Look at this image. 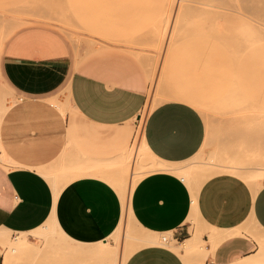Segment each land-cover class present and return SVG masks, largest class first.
I'll return each mask as SVG.
<instances>
[{"label": "crops", "instance_id": "obj_1", "mask_svg": "<svg viewBox=\"0 0 264 264\" xmlns=\"http://www.w3.org/2000/svg\"><path fill=\"white\" fill-rule=\"evenodd\" d=\"M260 3L241 1L247 7ZM20 41L22 35H15L14 54L1 57L14 88L29 96L9 105L0 95V110L7 106L0 118V150L10 162L0 161V231H31L51 218L73 241L65 244L67 248L76 242L93 245L107 240L125 213L120 184L124 176L110 169L124 157L129 163L124 150L133 131L127 123L147 103V68L126 48L98 46L75 61L67 80L55 84V66H62L55 60L64 57L60 46L38 50V56L50 61V72L44 66L41 76L45 77L38 80L36 72L26 73L31 64L23 60ZM259 60L264 63V43L258 53L245 57L242 98L249 103L256 98ZM59 90L76 114L63 113L58 109L60 101L52 104L41 97ZM170 98L147 110L140 142L144 140L159 159L185 163L204 144L206 123L201 112L209 115L210 109L202 95L176 90ZM170 109L182 110L185 120L165 129L162 142H156L154 116ZM244 158H255L258 163L253 155ZM188 173L183 177L175 171L157 170L138 180L127 208L144 230L169 238L164 235L166 244L135 250L124 264H187L171 241L189 238L197 224L204 229L209 249L201 255L204 264H264V213L256 210L264 200V182L255 190L242 175L222 172L203 181L193 195L192 185L204 175L197 178L194 170ZM211 227L228 234L212 249ZM5 252L0 242V264H4Z\"/></svg>", "mask_w": 264, "mask_h": 264}, {"label": "rangeland", "instance_id": "obj_2", "mask_svg": "<svg viewBox=\"0 0 264 264\" xmlns=\"http://www.w3.org/2000/svg\"><path fill=\"white\" fill-rule=\"evenodd\" d=\"M241 1L244 0H0V95L9 105L29 96L14 88L1 59L5 53L7 56L14 54L15 35H22L18 49L26 56L23 60L31 64L26 73L36 72L38 80L45 77L41 76L45 75L41 72L46 70L44 66H48L50 72L49 59L38 56V50L42 52L60 46L64 57L55 60L62 63V66H55L58 68L52 79L55 84L67 80L75 61L95 47H123L141 59L150 77L147 103L141 113L127 123L133 131V139L124 150L128 159L133 158L140 142L147 110L171 99L176 90H182L204 96L210 110L209 115L201 112L206 123V138L201 150L192 160L181 165L198 173L197 178L215 169L212 164H205V167L202 162L199 164L202 158L214 159L217 163L231 161L244 166L264 167L262 60L258 62L254 102L242 98L241 84L245 57L258 53L264 43V0L255 7L243 6ZM41 97L52 104L60 101L61 109H58L63 113L76 114L61 90ZM146 155L144 152L140 156L138 167L143 165L144 158L141 157ZM251 155L258 163L255 158L244 161V157ZM146 158V164L149 160L151 162L148 155ZM0 161L10 163L6 159ZM121 164L124 168L120 169ZM130 164L124 157V161L113 165L110 170L120 172L123 180L128 181L132 171ZM240 175L246 178L245 174ZM259 179L260 183L264 182V172ZM126 220L124 218L116 238L109 236L97 243L108 251L106 256L112 261L110 264L120 263V254L134 245L132 236L138 230L144 235L151 234L139 228L129 217ZM129 226L132 227L129 229ZM8 233L13 240L18 235L10 230ZM129 233L133 234L130 236ZM161 235L169 238L168 234H158ZM135 241L137 244L138 240ZM31 242L41 251L38 256L30 258L11 250L10 244L4 245L12 264H44L49 261L56 264L59 259H68L74 264L80 261L61 247L73 244V241L57 233L31 236ZM114 248L119 255L110 254ZM86 259L79 264H99V259ZM193 263L204 264L203 256L193 257Z\"/></svg>", "mask_w": 264, "mask_h": 264}, {"label": "bare ground", "instance_id": "obj_3", "mask_svg": "<svg viewBox=\"0 0 264 264\" xmlns=\"http://www.w3.org/2000/svg\"><path fill=\"white\" fill-rule=\"evenodd\" d=\"M6 108H7V106H4L1 108L0 118L3 115ZM262 113H264V111ZM141 134H142V132H141ZM140 149H142L143 151H141ZM140 151L142 152V154H144V152H145L152 160H151V162H149L150 160L148 162L146 161L147 162V164H146L144 160L148 159V158H146L147 155L143 156V157H141V159L144 158L141 162L143 165H140L138 167L137 162H139L140 156H142V154L139 153ZM0 158H2V159L5 158V155H4L3 151H1V150H0ZM202 160H204V161H202ZM205 160H207V161H205ZM186 162H188V161H186ZM201 162H202V164H201ZM129 164L132 166L131 167L132 168L131 176L128 179V181L127 180L124 181L125 180V178H124V180L120 183L121 187H123L122 189L124 190V192L122 194V200H123L125 213H123V218H122L121 223L119 224L118 228L110 235L111 237L114 236L115 238L118 235L117 232H119V230L122 229L121 227L123 225L124 218L126 220L127 217H129L130 219H132L134 221L135 224H137V222L135 221V219L132 215L131 208H129V209L127 208V203H128V198L131 195V193H132L136 183L138 182V180H140L143 176H145L151 172L157 171V170L175 171L183 177L188 176L189 175L188 172L191 171L189 168H186V166L181 165L182 163H172V162L157 158L156 156H154L151 153V151H149L144 140L139 142L138 146H136L135 152L133 153V158L131 156L129 157ZM199 164L203 165L204 167H205V164H206V166H207V164H212L213 166L215 165V169L206 172L201 181H199L197 184L194 183L192 185L193 195H195L197 188H199V186L202 184L203 181H205L207 178H209L210 176H212L214 174L222 173V172H230V173H234V174H238V175L245 174L246 175L245 177L247 178V179L246 178L245 179L254 187L255 190L257 188H259V186H261V184H262L259 181L260 180L259 175L264 172V169L261 167H258V166H248V165L244 166V165H241L239 163L231 162V161L227 162V163H217V161H215L214 159L208 160L206 158L205 159L202 158L200 160ZM141 168H143V169H141ZM197 226H198V224L196 225V227L193 228L192 235L189 238H186L181 242H175V240L171 241V247H173L177 252L181 253V255L187 261V264H194L193 263V257H195L196 255H206L209 251V249L206 247V241L203 238L204 229L202 230V229H200V227H197ZM57 227H58V225L56 226L53 219L50 218L46 223H44L42 226L38 227L37 229L31 230V231H25V232H18V235L15 236L14 240H13V238L12 239L10 238L8 230L0 231V242L3 246L7 243L10 244V249L13 251H17L20 255H23V256H26L29 258L36 256V255L38 256V254L41 250L36 245L32 244V242L30 241V235L38 236V234H43V235L49 236V235L57 233L58 235H61L62 237L67 238V236L62 232V230H60V228L59 227L57 228ZM130 227H132V226H129V229H130ZM139 228H142V227L139 226ZM211 228H210L211 229L210 243H211V249H212L217 245V243L222 238H224L228 234L224 230H220V229L218 230V229H215L213 227H211ZM129 229H127L128 232L130 231ZM205 231H206V229H205ZM221 231H223L224 233ZM147 232H149V231H147ZM149 233H151V234L144 235V233L142 234V232L139 233V230L135 234L129 233L130 236L133 234L132 240L134 239L133 240L134 242H132V243H134V245L131 244L120 254V263H118V264H124L125 261L128 259V257L135 250H137V249H139L145 245L168 243V241H167L168 239L164 235L158 236L157 233H154V232H149ZM115 234H117V235H115ZM126 238H127V236H126ZM135 239L138 240L137 244H136ZM93 244H94V246H91V244L87 245V244H82V243L76 242L74 244L75 246H73V247L67 248L65 246V244L62 245L61 247L67 248V250H68L67 253L69 255L71 254V256H73V257L80 258L79 259L80 261L87 260L86 258H90V259L95 258V259H99L98 261L96 260L97 263H99V264L101 262H103L101 264H110V262L112 263V261L110 259H108V257L106 256L108 254V251L104 247L101 248L103 245L97 244V243L96 244L93 243ZM114 253H115V255H116V253L118 254V251L115 248L110 251V254H114ZM80 261H78V262H80ZM38 263L40 264V262H38ZM68 263H69L68 259L66 261H62V260L60 261V259H59V262H56V264H68ZM4 264H12L10 255L7 251L5 252ZM44 264H46V263H44ZM71 264H74V263L71 262ZM89 264H90V262H89Z\"/></svg>", "mask_w": 264, "mask_h": 264}, {"label": "snow or ice", "instance_id": "obj_4", "mask_svg": "<svg viewBox=\"0 0 264 264\" xmlns=\"http://www.w3.org/2000/svg\"><path fill=\"white\" fill-rule=\"evenodd\" d=\"M185 120V113L182 110L170 109L160 110L154 116V139L156 142H162V136L165 129L175 127ZM256 210L264 213V200H261L256 206Z\"/></svg>", "mask_w": 264, "mask_h": 264}, {"label": "built area", "instance_id": "obj_5", "mask_svg": "<svg viewBox=\"0 0 264 264\" xmlns=\"http://www.w3.org/2000/svg\"><path fill=\"white\" fill-rule=\"evenodd\" d=\"M206 264H213L212 262H208V263H206Z\"/></svg>", "mask_w": 264, "mask_h": 264}]
</instances>
